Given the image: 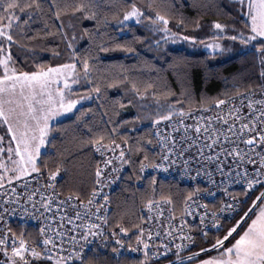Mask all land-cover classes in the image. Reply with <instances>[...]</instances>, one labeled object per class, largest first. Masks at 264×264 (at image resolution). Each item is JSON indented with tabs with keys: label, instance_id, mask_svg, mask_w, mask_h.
Listing matches in <instances>:
<instances>
[{
	"label": "snow or ice",
	"instance_id": "obj_1",
	"mask_svg": "<svg viewBox=\"0 0 264 264\" xmlns=\"http://www.w3.org/2000/svg\"><path fill=\"white\" fill-rule=\"evenodd\" d=\"M238 13L237 19L232 24L222 23L219 20H213L211 27L213 34L208 37L210 42L200 41L206 49L211 50L213 55L225 50L227 41L239 42L244 48L240 49L239 54H251L258 59V74L256 79L259 84L253 88L248 87L243 92L237 90L234 96L226 95L225 99H215L213 105L219 108L222 105L229 104L230 100L236 97H243L239 105H232L228 109L227 116L216 117L222 125H227V132L232 133L233 140H229L227 132L217 130L205 126L203 131L206 138L211 141L207 147L211 150L214 145H219V151L215 153V159H220V153L226 156H234L241 161L247 160L248 164L253 165L255 175L248 179V171L244 170V177L249 189L254 184L264 186V180L259 177L264 176V0H232ZM109 14L116 19L119 25H126L130 20H135L137 24L147 21L154 33L160 34V40L167 41L169 37L175 38L179 36L184 41L196 42L197 37L194 35H181L173 32L170 25V17L167 9L160 10V5L156 0H123L122 11L117 14L112 10L111 6L104 4V0H0V120L7 126V132L11 134V140L15 141V149L11 146L7 149V163L0 159V189L5 184L10 187L14 180L27 176L30 173L43 174L41 167L38 166V158L41 156V148L46 144L55 141L49 139L50 134L58 132L62 136L66 135V129L53 128L50 124L54 118L72 113L74 116L72 125L73 135L69 140L71 150L64 148L61 155H72L73 152L83 155L87 150L95 154H99L100 159L94 160L93 180L90 191L87 193V199L81 198V193L69 192L63 200L57 198L61 193L56 192L55 181L60 175L64 167L65 160L54 161L53 167L48 170L47 177L49 183L46 188H52L51 195L33 203L32 207L36 208L39 203L44 211H51L53 203H57V212L61 205H67L75 202L72 207L75 209H84V217H95L101 223H87L81 227L86 228L77 237L71 236V247L66 248L63 232H53L50 226L41 225L39 228L40 239L30 241L26 238L23 231L17 233L9 226L6 216L14 215L15 209L8 207L14 201L8 198L7 190L3 193L4 205H0V264H92L89 257L87 245L91 243L89 237L102 238L105 246L111 242L113 256L119 264V257L123 255L125 248L129 254H139L133 258V264H160L161 260H167L168 264H264V192H261L254 200L252 206L243 212L235 223L229 227L225 234L217 236L214 242L207 241V231L199 228L204 224V220L208 215L216 217V212H209L208 203L201 204L199 198L201 192H207L208 195L213 193L205 188L196 187L187 192L183 197L184 208L179 218V227L176 226V217L173 214L174 209H169L167 221H161L164 215V209L161 205H173L171 195H165L161 192L156 193L158 181L156 177L150 178V186L152 195H146L144 198V208L149 215L138 217L139 223H125L116 220L111 226L108 213L111 211L108 207L110 201L109 196L104 194L103 189L107 182L112 180V174L118 172L119 165L131 163L128 157L133 152H143V159L139 161L138 172L143 173L146 167L154 169H163L167 171L164 162L172 161L173 155H176L175 138H172V146H162L159 154V161L150 158L147 149L141 146L132 147L129 145L127 133L121 135L120 129L123 125L129 123L126 120L115 121L109 117L104 128L94 127L92 123L85 119L89 110H81L79 114L74 113L76 106L84 100H92L93 96L100 101L99 108H106L107 93L109 89L123 88L125 91L131 92L141 100L149 95V89L153 86L145 84L143 89L135 80L129 79L127 75L118 74L114 76H105L99 72L97 63L101 53H107L114 50L112 41L99 39L103 33L99 31L100 27L106 28L109 24ZM37 15H42L45 19V26L40 33L36 35L56 36L65 45L68 53V59L65 62L55 64L35 63L32 69L28 71L20 70L16 67V61L13 58V46L22 47L21 38L25 40H33L35 35L25 32L26 26ZM67 17L71 20H93L97 24L95 32L84 29L79 37L83 39L87 36L89 45L83 51L77 50L75 42L78 37L75 32V26L69 22L67 25L64 19ZM237 23H242L241 27H236ZM194 28H200L201 25L197 21H193ZM177 28H186L187 24L183 18L177 20ZM51 29H55L53 32ZM160 40L154 41V45L158 46ZM222 41L224 43H222ZM26 47V45H23ZM58 47V46H57ZM115 49H121L125 52H134L135 49L127 44H115ZM53 56L59 59L61 52L53 50ZM83 81V85H81ZM74 85H81L83 94L74 91ZM259 95L260 98L255 97ZM152 96L156 98V93ZM244 100H247L246 108ZM132 101L130 100L129 103ZM159 106L160 101L156 99ZM179 100L174 104H180ZM111 110L114 115L118 116L117 108H123L124 104L119 100L111 101ZM184 117L187 115L184 108H175L172 104L168 105L166 113L157 112L155 119L152 120L154 125L159 126L162 121H171L174 115ZM102 115H108L104 111ZM136 120L141 119L140 116L135 117ZM203 119V117H200ZM211 119V118H209ZM231 120V124H229ZM183 123V121H179ZM111 124V128L107 127ZM74 125V127H73ZM191 125L185 126L187 128ZM175 131V129H174ZM197 138L201 132V125H195ZM160 136L159 131L156 132ZM223 135L224 142L229 144V148H225L220 141ZM120 137V143L116 137ZM0 137V143L3 142ZM161 137V140H164ZM239 141L247 146V153H242L239 146H232ZM147 144L153 141L148 139ZM195 143V141H193ZM191 146V145H190ZM166 147V151L163 148ZM4 149L0 148V153H4ZM183 156L184 152L178 153ZM199 155L203 156L202 150ZM253 155L258 159H253ZM212 159L211 156L207 157ZM145 162H148L147 164ZM44 167H47V163ZM188 161H185L187 167ZM258 165V167H256ZM66 170V169H65ZM223 176L222 167L217 169ZM197 172V176H199ZM240 173H237L239 175ZM209 183L215 185L216 181L212 179L210 172L205 173ZM137 179H141L137 175ZM196 179V177H192ZM14 193L16 189L11 188ZM35 193L28 197L31 201ZM260 202V203H258ZM19 203V201H15ZM192 205L198 209L203 208L204 211L199 213V225L189 223L185 217L194 215ZM231 207V205H225ZM258 208V211L256 209ZM156 212V216L150 215ZM43 215V213H41ZM35 218V217H34ZM76 219H82L80 211L75 212ZM67 220L73 223L72 218L65 212L61 220ZM156 221V227L159 229L153 231L152 222ZM147 222V225L146 223ZM219 224V221H216ZM105 227L108 232L105 234ZM193 229H199L193 231ZM187 230V231H186ZM219 230V229H217ZM75 231V228L69 232ZM131 233V235H129ZM179 233L181 243H175ZM235 233V235H234ZM199 236L208 243V247H199L198 251H192L197 247L196 237ZM122 237H128L127 244ZM134 237L135 243H132ZM168 238H171L170 240ZM231 238V239H230ZM59 241V242H57ZM81 241L83 243H81ZM227 241V243H225ZM172 253L176 259L169 258ZM181 252H187L186 257L181 256ZM212 253H215L213 255ZM203 254L206 258H201Z\"/></svg>",
	"mask_w": 264,
	"mask_h": 264
},
{
	"label": "trees",
	"instance_id": "obj_2",
	"mask_svg": "<svg viewBox=\"0 0 264 264\" xmlns=\"http://www.w3.org/2000/svg\"><path fill=\"white\" fill-rule=\"evenodd\" d=\"M156 3L160 5L161 11L167 9V14L170 17L169 27L173 32H178L181 35H194L197 37L196 42L199 45L201 40L206 41L213 34L214 30L211 27L213 20L232 24L238 15L232 0H156ZM104 4L111 6L119 18L123 0H104ZM180 18L185 20L186 28L176 27L177 20ZM45 19L42 15H37L26 26L25 32L35 35V39L21 38L22 47L13 46V58L18 69L28 71L35 63L55 64L68 59L64 43L56 36L36 35L44 28ZM63 19L66 25L71 22L75 26L78 37L75 47L77 50L83 51L88 47L89 41L87 36L83 39L79 37L84 29L95 32L98 27L96 22L86 19L69 21L67 17ZM197 20L201 25L200 28L193 26V21ZM109 21L106 28H99V31L103 33L99 39L112 41L114 50L100 54L97 63L99 72L109 77L118 74L127 75L129 79L135 80L142 89L145 84H151L153 87L149 89V95L144 100L136 97L131 90L109 89L105 109L99 108L100 101H97L93 96L92 100L82 101L73 111L79 114L82 109H91L85 119L97 128H104L109 117L115 121H129L128 124L121 127V135L127 133L130 146L142 145L146 148L150 158H155V152L151 149L153 143L147 144L146 141L148 139L153 141L149 124L155 119V114L158 111L166 113L170 104L177 109L183 107L184 110L208 105L215 99L233 95L237 90L244 91L250 86L255 87L259 84L256 79L259 71L258 59L251 54L243 55L238 52L232 56L224 57L220 53L215 55L208 53L200 47L187 50L185 47L171 46L162 42L156 46L153 42L160 40V34L154 33L147 21H142L139 24L130 22L126 25H119L111 14H109ZM241 26L242 23L236 24L238 28ZM51 30L55 32V29ZM235 43L238 44V42ZM115 44H127L135 51L125 52L115 49ZM53 50L61 52L59 59L53 56ZM83 83L81 81V85ZM81 85H77L74 91L83 94ZM153 92L156 93V98L152 96ZM156 99L160 101L159 106ZM113 100H119L124 104L123 108H117L118 116L114 115L111 110L110 104ZM130 100L131 103H129ZM177 100L181 103L174 104V101ZM104 111H107L108 115H102ZM136 116H140L141 119L136 120ZM73 119L74 116L71 113L51 125L53 128L66 129V135L62 136L58 132H53L50 135L49 139L55 141V146L52 143L47 144L46 150L38 158V166L41 167V172L47 175L48 170L53 167L54 161L65 160L57 181L59 190L62 193L78 191L81 193V198L86 199L92 186L94 160L98 159V156L91 150H87L83 155L75 152L72 155H61L64 148L68 147L71 150L69 140L73 131L69 126L72 125ZM107 127L111 128V124H107ZM116 139L121 142L119 136ZM143 155V152H133L128 155L127 158L131 160V163L127 164L126 173L119 185L109 193L112 205L111 224L116 220L126 225L139 223L138 206L144 202L146 195H152L151 177H146L141 186L134 183L138 175L139 161L143 159ZM43 162L47 163V167H44ZM156 179L158 181L157 195L161 192L171 195L174 212L181 213L184 204L183 197L192 188L173 180L159 177ZM261 188L262 185L259 184L252 193H241L244 200L238 214L233 220L225 222L221 229L208 233L207 241L214 242L217 236L225 234L227 229L243 215V212L248 210ZM196 245L197 247L192 248V251L198 250L199 247H208V243L199 236L196 237ZM89 257L92 264H117V259L106 251L89 254ZM202 257H204L203 254H201ZM1 258L2 256H0ZM165 262L166 260H161L160 264ZM119 264H133V259L119 258Z\"/></svg>",
	"mask_w": 264,
	"mask_h": 264
},
{
	"label": "built area",
	"instance_id": "obj_3",
	"mask_svg": "<svg viewBox=\"0 0 264 264\" xmlns=\"http://www.w3.org/2000/svg\"><path fill=\"white\" fill-rule=\"evenodd\" d=\"M256 87V86H255ZM253 87V88H255ZM243 92V91H241ZM230 95L229 97H232ZM220 98V99H225ZM259 99L260 96L257 95L255 97ZM243 97H236L233 100L229 101V104L222 105L219 108L213 105V102L196 107L193 109L184 110L187 115L184 117H180L178 114L172 117L171 121H162L159 126L154 125L152 122L149 124V127L152 132L153 136V144L151 149L155 152L154 160L159 161V154L162 150V146L166 145L167 147L172 146V138H175V148L174 151L177 153L173 155L172 161L164 162L165 166L167 167V171L163 169H154L152 167H146L143 173L138 172L142 178L135 179L134 183L141 186L144 182L146 177H159L162 179H168L176 181L180 184L186 185L191 187L192 189L196 187H200L202 190L207 188L209 189L213 195H208L207 192L202 191L199 202L201 204L208 203L209 205V212H216L217 215L213 218L211 215H208L205 220L204 224L199 225V213L204 211L203 208H197L195 205H192V211L194 215L187 216L185 219L189 223H195L199 225V228L204 229L207 233L217 231V229H221L225 222L231 221L235 218L238 214L241 204L244 200L241 193H252L255 191L259 184H254L251 189L248 188L246 183V178L244 177L243 173L244 170L247 169L249 175L248 179H251L255 173L253 172V165L248 164L247 160L241 161L239 158L234 156H226L225 153H220V159H215V153L219 151V145H214L213 148L210 150L207 145L211 143L210 140L206 138V134L203 131L205 126L210 128H214L217 130H222L223 132H227V125H222V122H218L216 117L220 116H227L228 109L230 106L239 105L240 100ZM245 108L244 111L247 112L246 104L247 100H244ZM203 117V119H200ZM211 118V119H209ZM183 121V123H179V121ZM199 123L201 125V132L199 133V137L197 138V133L195 132V125ZM229 124H231V120H229ZM191 125L192 127L187 128L185 130V126ZM175 129V131H174ZM159 131L160 136L156 135V132ZM229 140H233L234 137L232 133L227 132ZM161 137H164V140H161ZM195 141V143H193ZM220 141L224 145L225 148H229V144L224 142L223 135L220 136ZM118 143L119 140H117ZM191 145V146H190ZM239 146L242 153H247L248 148L246 145L240 143L239 141L232 146ZM166 151V147L163 148ZM199 150H202L204 155H199ZM183 151L184 155L179 156L178 153ZM98 159H100L99 154H96ZM211 156L212 159H208L207 157ZM253 159H258L255 155L252 157ZM185 161H188L187 167H185ZM146 164L148 162H145ZM116 166L119 168L118 172L112 174V180L107 182L103 192L109 196V193L114 190L119 183L121 182L124 174L126 173L127 164L120 166L119 162H116ZM219 167L223 168L224 175L222 176L220 172L217 170ZM258 167V165L256 166ZM197 172H199V176H197ZM210 172L212 174V179L216 181L215 185L209 183L208 177L205 173ZM237 173H240L237 175ZM192 177H196V179H192ZM263 177V176H262ZM262 177H259L261 179ZM59 176L55 181V191L61 193V196L57 198L58 200H63L68 193H62L58 186L57 181ZM48 177L44 174H30L25 177L20 178L19 180H14L12 182L11 187L8 184L4 185L3 189H0V205H4L3 193L5 190L8 191L9 196L8 198L14 201L12 204L7 205L10 208L15 209V214L6 216L9 226L12 228L14 232H21L25 233V236L30 241H35L40 239L39 228L41 225L45 227L51 228V231L48 233L52 235L53 232H63L64 239L66 241L65 247H71V236L76 235L77 237L83 231L87 229L81 227L82 225H86L87 223H101L98 221L94 216L93 217H84V209H75L72 207V204L75 202H70L67 205H61L60 211L57 212V203H53L51 207V211H44L39 203H36V208L32 207L33 203L38 202L43 198L47 199L53 189L46 188V184H48ZM14 187L16 191L13 193L11 188ZM35 193L32 197V200L29 201L28 197ZM87 199V198H86ZM85 199V201H86ZM15 201H19V203H15ZM110 201V196H109ZM225 205H231V207H225ZM110 210H112L111 201L108 205ZM164 209V215L161 217V221H167L169 216V209H173L172 205H161ZM184 208V204L182 209ZM80 211L82 215V219L75 218V212ZM65 212L67 215L72 218L73 223H68L67 220H61V217L64 216ZM139 217L140 216H147L149 213L144 208V203H141L138 206ZM43 213V215H41ZM111 211L108 213L110 217ZM176 217V226L179 227V218L182 215L181 213H173ZM150 215L156 216L157 213L154 211ZM35 217V218H34ZM219 221V224H216V221ZM140 222V221H139ZM147 225V222H145ZM111 223L109 224V227ZM151 226L153 227V231L159 230L156 227V221H153ZM75 228V231L69 232L70 229ZM199 229H193V231H198ZM187 231V230H186ZM108 232V227H105V234ZM131 235V233L129 234ZM176 240L175 243H181L179 239V233H176ZM125 239L127 244L128 237H122ZM169 240L171 238H168ZM90 244L87 245L86 250H88V254H97L100 251L109 252L112 256V247L114 243L111 242V238H109V243L105 246L102 238H93L89 237ZM59 242V241H57ZM81 243H83L81 241ZM132 243H135L134 237L132 238ZM123 251V255L119 258H131L133 259L139 254L132 253L129 254L127 249L125 248ZM198 251V250H196ZM175 252V248H172V251L169 253V258L175 260L176 257L172 254ZM188 255L187 252H181L182 257H186ZM114 257V256H113ZM115 258V257H114ZM3 259V257L1 258ZM116 259V258H115ZM168 264L166 260L165 263Z\"/></svg>",
	"mask_w": 264,
	"mask_h": 264
},
{
	"label": "rangeland",
	"instance_id": "obj_4",
	"mask_svg": "<svg viewBox=\"0 0 264 264\" xmlns=\"http://www.w3.org/2000/svg\"><path fill=\"white\" fill-rule=\"evenodd\" d=\"M130 22H135V20H130L127 23H130ZM160 42L165 43V44H170L171 46L185 47L187 50H194V48L200 47L202 50H204V51H206L208 53H211V50L206 49L203 44L200 43V45H199L197 42L193 43V42H189V41H184L179 36H177L175 38L169 37L167 41L160 40ZM204 42L208 43L210 41L206 40ZM222 43H224V42L222 41ZM242 48H244V46L243 45H239V42H238V44H236V43L234 44V42L227 41L225 43V50L223 52H219V53L222 54L224 57H228V56H232L234 54H237L238 52H240V49H242ZM76 87H77V85L73 86L74 89ZM81 102L78 105H80ZM70 114L71 113H69L67 115H64V116H58V117L54 118L52 121H50V124L52 125L55 122L65 118L66 116H68ZM0 137L4 138L3 142L0 143V148H3L5 150L4 153H0V159L4 160L7 163L8 162L7 161V149H8L9 146H11L13 149H15V141L11 140V134L7 132V126L5 124H3L2 120H0ZM46 147H47V144L41 148V153H43L46 150ZM0 171H2V170H0ZM30 174H34V173H30ZM261 180H264V176L261 178ZM261 192H264V186H262V188L260 189V191L257 194V196H259L261 194ZM258 203H260V202H258ZM251 207H253L252 204L250 205L249 208H251ZM256 211H258V208L256 209ZM212 254L215 255V253H212ZM202 258H206V257L204 256ZM192 264H195V262H192Z\"/></svg>",
	"mask_w": 264,
	"mask_h": 264
}]
</instances>
